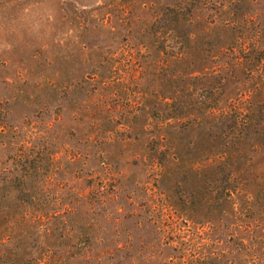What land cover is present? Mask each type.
Wrapping results in <instances>:
<instances>
[{
	"label": "rangeland",
	"instance_id": "rangeland-1",
	"mask_svg": "<svg viewBox=\"0 0 264 264\" xmlns=\"http://www.w3.org/2000/svg\"><path fill=\"white\" fill-rule=\"evenodd\" d=\"M256 51L264 0H0V264H155L173 211L187 257L242 240L264 264V128L164 123L179 72L228 68L220 106L246 112Z\"/></svg>",
	"mask_w": 264,
	"mask_h": 264
},
{
	"label": "trees",
	"instance_id": "trees-1",
	"mask_svg": "<svg viewBox=\"0 0 264 264\" xmlns=\"http://www.w3.org/2000/svg\"><path fill=\"white\" fill-rule=\"evenodd\" d=\"M179 15L180 13L177 9L167 7L165 11L162 12V15L158 18V20H161V17H164L163 19H165L166 17V20H168L167 16H171V25L173 24V26H175L180 21ZM171 30L173 31L174 28H172ZM174 32L176 31L174 30ZM171 39H173V42L176 43L175 40L177 39V37L175 36V34H173ZM177 49L178 50L176 52L174 51V49H172L173 64L181 61L185 54L184 50H179V47ZM251 53L253 52H248L242 49L239 55L234 56L233 59L235 62L233 63V66L231 65V68H234L235 70L237 67L242 66V61L247 60V54L252 55ZM256 53H258V57L257 65L255 66H258L259 64H261V61L264 60V55L262 51H256ZM219 68L222 67H217L214 70L212 69L211 73L209 74H203L195 70L186 73L179 72L178 75H171L170 86L172 88V94L168 97H165L166 101L164 102L166 115L164 119L166 121L164 123L180 122L193 124L197 121L198 118L216 117L218 115L224 116L226 120H228V122L230 121L235 126L237 124H242L244 126L252 127L254 129L257 125H261L264 128V90L263 95L258 98L261 94V89H263L262 87L264 86V78H262L260 82L253 83L252 86L249 87L250 89H247L248 93H244V95L249 94L250 97H254L253 103L249 102L248 98L243 101L247 103L246 110H248L245 112L238 106L232 104L231 109L233 112L229 114L228 110H225L223 109V107L220 106L221 102L223 101L222 95L224 92L225 79L223 77V73L228 74L229 69L223 68V73H221V71H219ZM245 70L249 69L246 68ZM247 73L252 74V71H249ZM178 76L179 84L177 85V87H175L174 80H176ZM163 99L164 98H162V100ZM256 111H258V114L256 113ZM219 180L220 182L218 181V179L215 178L214 189L216 188L219 191L220 188L221 192H214L220 194H214L212 200H228L230 198V194L228 193V191L225 190H229L228 185L230 184V178L228 176H224L223 174V176ZM218 182L220 183V185H217ZM180 217L181 216L176 213V211H173L170 212V215L167 216V218L164 217L162 219V227H159H161L164 231H167V233L165 232L166 234H163V238L165 237L164 239H158L152 245V249H154L155 247L154 253L152 251V255L155 258V264H235V261L233 260L236 259V257L235 255H233L232 252L236 251V253L239 254L241 252L244 253L247 250L242 240L239 242L232 241L231 246L233 248L228 251L225 250V247L224 249L223 246L216 244L215 241L211 243L212 246L210 248L213 250H210L208 252L209 255L206 254L201 256L197 255V253H193L189 258L186 255V252L189 249L183 247L184 242L181 239L183 237L181 235V230L180 228L176 229L175 225L176 220ZM212 227L215 229L214 225H212L211 228ZM176 243L180 246H175ZM227 243H229V241ZM165 247H167L169 250L171 249L172 253H168L166 257H163L161 255V251ZM191 251L195 252L196 250L193 251V249H191ZM173 253L175 255L172 256ZM240 257H238L239 260L242 259L243 262H247L245 260L246 255L243 256V258ZM166 258H168L167 261ZM115 264H118V262ZM121 264H124L123 261H121Z\"/></svg>",
	"mask_w": 264,
	"mask_h": 264
}]
</instances>
